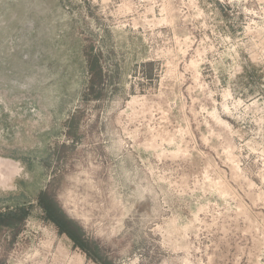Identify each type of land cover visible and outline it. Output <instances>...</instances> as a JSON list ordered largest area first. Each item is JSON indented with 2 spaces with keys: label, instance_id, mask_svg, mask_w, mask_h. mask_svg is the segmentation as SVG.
I'll use <instances>...</instances> for the list:
<instances>
[{
  "label": "rangeland",
  "instance_id": "obj_1",
  "mask_svg": "<svg viewBox=\"0 0 264 264\" xmlns=\"http://www.w3.org/2000/svg\"><path fill=\"white\" fill-rule=\"evenodd\" d=\"M0 216V264H264V0H0Z\"/></svg>",
  "mask_w": 264,
  "mask_h": 264
},
{
  "label": "trees",
  "instance_id": "obj_2",
  "mask_svg": "<svg viewBox=\"0 0 264 264\" xmlns=\"http://www.w3.org/2000/svg\"><path fill=\"white\" fill-rule=\"evenodd\" d=\"M41 199H43V200H41V203L45 206V202H47V201H49V202H51V199H48V198H42V195H41ZM58 209V208H57ZM58 218H59V221L61 222V224H62V227H61V229H62V231L64 232V231H67V234L73 239V241H74V243L75 244H79V245H81L82 246V244L77 240V235L75 236L74 234H73V232L68 228V226L70 225V221L63 215V213L61 212V210H59L58 209ZM0 217H2V216H0ZM13 217H16V214H13ZM6 218V217H5ZM0 221H3V220H0ZM68 228V229H67Z\"/></svg>",
  "mask_w": 264,
  "mask_h": 264
},
{
  "label": "flooded vegetation",
  "instance_id": "obj_3",
  "mask_svg": "<svg viewBox=\"0 0 264 264\" xmlns=\"http://www.w3.org/2000/svg\"><path fill=\"white\" fill-rule=\"evenodd\" d=\"M44 207L46 209L48 219L50 221L58 224V226L62 227V224L59 221V218H58V215H57L58 214V209H57V206H56L55 202L53 200H51V202L47 201V202H45V206ZM65 232H67V231H64V233Z\"/></svg>",
  "mask_w": 264,
  "mask_h": 264
}]
</instances>
